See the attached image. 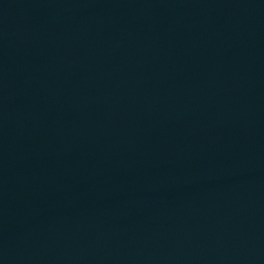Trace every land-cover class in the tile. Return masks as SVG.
Returning a JSON list of instances; mask_svg holds the SVG:
<instances>
[{
	"label": "water",
	"instance_id": "1",
	"mask_svg": "<svg viewBox=\"0 0 264 264\" xmlns=\"http://www.w3.org/2000/svg\"><path fill=\"white\" fill-rule=\"evenodd\" d=\"M0 264H264V0H0Z\"/></svg>",
	"mask_w": 264,
	"mask_h": 264
}]
</instances>
